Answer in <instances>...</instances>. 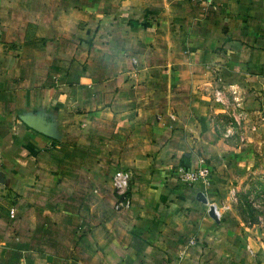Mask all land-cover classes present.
Returning a JSON list of instances; mask_svg holds the SVG:
<instances>
[{
  "label": "crops",
  "instance_id": "1",
  "mask_svg": "<svg viewBox=\"0 0 264 264\" xmlns=\"http://www.w3.org/2000/svg\"><path fill=\"white\" fill-rule=\"evenodd\" d=\"M234 102L263 112L264 0H0V264H264L234 206L264 123L231 144Z\"/></svg>",
  "mask_w": 264,
  "mask_h": 264
},
{
  "label": "rangeland",
  "instance_id": "2",
  "mask_svg": "<svg viewBox=\"0 0 264 264\" xmlns=\"http://www.w3.org/2000/svg\"><path fill=\"white\" fill-rule=\"evenodd\" d=\"M245 104L230 103V109L214 119L220 135L233 145L256 138L261 122L264 123V108L260 113L258 110L261 109L257 104L248 106ZM261 175H264V171L260 169L254 173V179L245 178L241 184L239 182V195L234 204L240 216L251 222L264 219V176ZM218 189L219 196H224L227 189L225 187L222 190Z\"/></svg>",
  "mask_w": 264,
  "mask_h": 264
},
{
  "label": "built area",
  "instance_id": "3",
  "mask_svg": "<svg viewBox=\"0 0 264 264\" xmlns=\"http://www.w3.org/2000/svg\"><path fill=\"white\" fill-rule=\"evenodd\" d=\"M199 3L204 7H210L214 4L215 0H189ZM209 171L205 167H201L195 170H181L180 179L186 183L195 184L196 182L203 181L208 182ZM111 185L113 188L115 203L114 209L116 211H122L129 208L130 198L128 191L131 185V174L121 168H117L113 171L111 177ZM193 243V241H191Z\"/></svg>",
  "mask_w": 264,
  "mask_h": 264
}]
</instances>
